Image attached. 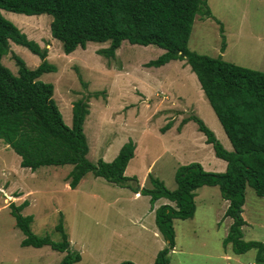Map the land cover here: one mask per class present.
Instances as JSON below:
<instances>
[{"label": "rangeland", "instance_id": "374dc122", "mask_svg": "<svg viewBox=\"0 0 264 264\" xmlns=\"http://www.w3.org/2000/svg\"><path fill=\"white\" fill-rule=\"evenodd\" d=\"M211 17L196 16L189 46L201 54L221 56L229 62L264 71V0H208ZM28 38L48 47L47 61L54 71L40 80L54 85V98L67 125H72L73 104L87 99L90 112L85 121L88 159L112 161L129 140L135 155L125 174L136 177L129 186L88 174L76 188L69 184L71 164L21 166V156L0 139V264H60L64 252L49 245L23 246L24 233L16 226L11 203L29 201L24 215H32V230L39 236L62 240L57 225L61 219L71 248L81 252L80 264H118L131 260L154 264L167 244L156 223V209L174 204L161 197L154 204L142 192L151 187L150 174L169 189L177 187L179 166L199 162L211 172H224L227 162L218 157L195 115L212 129L229 150L233 146L186 60H172L162 66H146L165 50L156 45L123 41L116 55L100 50L110 41H88L67 54L63 43L51 33L53 16L26 15L2 9ZM223 26V30L221 29ZM223 36L226 53L221 50ZM11 49L2 62L18 75L13 54L36 68L42 58L29 48L10 41ZM50 44V46L48 45ZM171 122L169 127H166ZM138 191V195H137ZM194 218L175 219L176 248L170 264H256V249L235 253L223 241L232 219L225 216L226 200L219 186L196 191ZM243 216L245 240L264 242V197L247 186Z\"/></svg>", "mask_w": 264, "mask_h": 264}, {"label": "trees", "instance_id": "16d2710c", "mask_svg": "<svg viewBox=\"0 0 264 264\" xmlns=\"http://www.w3.org/2000/svg\"><path fill=\"white\" fill-rule=\"evenodd\" d=\"M2 9L26 15L50 14L52 36L63 43L67 54L88 41H110L100 50L107 57L116 55L123 41L132 44L156 45L165 51L146 66H162L172 60H186L196 73L201 86L221 122L233 149L229 150L217 138L204 120L192 115L183 123L195 119L199 129L212 144L216 155L227 162L224 172L207 171L199 162L178 167L177 187L169 189L150 174L151 187L142 192L154 204L161 197L174 204L156 209V223L167 244L154 264H170V253L176 246L175 219L194 218L197 210L196 191L203 186H219L228 201L225 216L232 219L223 243L232 245L235 253L256 249V264H264V242L245 240L243 216L247 186L264 197V71L238 65L223 57H212L192 50L189 46L196 16L211 17L208 0H0V139L21 156V166L37 170L41 166L71 164L69 184L76 188L88 175L103 177L109 182L129 186L137 180L125 174L135 155L136 145L129 140L116 157L107 162L88 159L89 144L85 121L90 112L89 101L78 99L73 104L72 125L66 124L54 98V85L40 77L55 67L47 61L48 47L42 48L28 38L13 22L5 18ZM223 30V26H221ZM10 41L29 48L42 58L36 68L28 66L13 54L18 75L7 67L2 58L11 49ZM225 36L221 50L225 51ZM171 122L166 127H169ZM138 193V191H137ZM29 205L11 203L16 226L24 233L23 246H51L64 252L60 264H80L81 252L71 248L63 221L57 225L62 240L56 242L49 235L39 236L32 230V215L22 211ZM118 264H138L125 260Z\"/></svg>", "mask_w": 264, "mask_h": 264}, {"label": "crops", "instance_id": "0c3cea01", "mask_svg": "<svg viewBox=\"0 0 264 264\" xmlns=\"http://www.w3.org/2000/svg\"><path fill=\"white\" fill-rule=\"evenodd\" d=\"M49 46H50V44H48ZM226 50H227V48H226ZM226 50L223 52V54H225L226 53ZM226 204L228 205V201H226ZM175 248H176V246H175ZM175 248H174V250H175ZM173 250V251H174Z\"/></svg>", "mask_w": 264, "mask_h": 264}, {"label": "clouds", "instance_id": "9594fccd", "mask_svg": "<svg viewBox=\"0 0 264 264\" xmlns=\"http://www.w3.org/2000/svg\"><path fill=\"white\" fill-rule=\"evenodd\" d=\"M137 195H138V193H137Z\"/></svg>", "mask_w": 264, "mask_h": 264}]
</instances>
